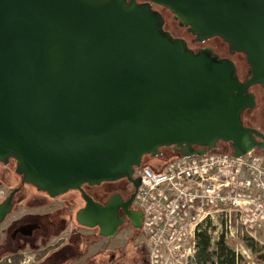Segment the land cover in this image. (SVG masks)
I'll return each mask as SVG.
<instances>
[{
    "label": "water",
    "instance_id": "1",
    "mask_svg": "<svg viewBox=\"0 0 264 264\" xmlns=\"http://www.w3.org/2000/svg\"><path fill=\"white\" fill-rule=\"evenodd\" d=\"M140 1L0 0V162L15 160L39 191L122 179L138 190L135 168L163 148L182 159L220 143L236 158L264 153V135L241 120L257 105L247 90L264 85V0ZM180 27L243 53L251 78L241 83L233 61L174 38L190 41ZM86 200L80 220L94 210L117 219L113 202ZM11 207L0 206V223Z\"/></svg>",
    "mask_w": 264,
    "mask_h": 264
},
{
    "label": "flooded vegetation",
    "instance_id": "2",
    "mask_svg": "<svg viewBox=\"0 0 264 264\" xmlns=\"http://www.w3.org/2000/svg\"><path fill=\"white\" fill-rule=\"evenodd\" d=\"M138 3L145 4L140 0ZM151 8L160 12L164 18L163 12L168 11L154 4ZM173 20L175 21L174 16ZM165 21V30L168 31L167 20ZM181 29L186 31L190 41L186 36L170 33L174 38L185 40L195 53L210 50L219 60L233 61L241 83L244 84L251 78V66L243 53L234 52L220 38H212L201 44L197 42V36L189 33L186 28ZM214 40H220V44L203 46ZM255 88L264 92L262 84L247 90L246 94L255 95L257 105L253 110H245L241 120L244 126L256 129L264 135V128L255 124L254 112L260 104ZM257 140L261 141L259 138ZM136 195L135 184L128 179H122L99 186L84 185L81 190L52 197L25 182L24 177L17 173L15 160H9L8 164L0 162V206L9 200L12 205L10 212L0 223V264H119L116 239L122 231H128L125 234L127 246L130 237L138 232L140 248L146 250L148 257L141 230L143 213L135 206ZM86 196L102 208H107L113 202L114 208L111 210L116 213L117 219L112 222L104 221L94 210L93 214L84 215L80 220L79 213L87 207ZM97 223H103L104 227ZM139 224L140 229L137 228ZM114 228L116 233L112 235ZM148 262L147 258L146 263Z\"/></svg>",
    "mask_w": 264,
    "mask_h": 264
},
{
    "label": "built area",
    "instance_id": "3",
    "mask_svg": "<svg viewBox=\"0 0 264 264\" xmlns=\"http://www.w3.org/2000/svg\"><path fill=\"white\" fill-rule=\"evenodd\" d=\"M135 177L141 181L135 206L143 213L148 264L181 256L183 244L221 216L225 226L219 228L221 238L230 229L233 236L261 240L264 245L263 154L178 157L160 172L135 168Z\"/></svg>",
    "mask_w": 264,
    "mask_h": 264
},
{
    "label": "rangeland",
    "instance_id": "4",
    "mask_svg": "<svg viewBox=\"0 0 264 264\" xmlns=\"http://www.w3.org/2000/svg\"><path fill=\"white\" fill-rule=\"evenodd\" d=\"M254 91L260 98V104L254 112L256 116L255 124L258 127L264 128V92H262L259 88H255ZM161 152L162 154L156 158L151 156L144 157L142 167H149L155 170L157 166H166L168 162L180 157L177 153H174L172 148H165L161 150ZM256 152L263 154L259 151ZM217 153L232 154L233 152L231 147L221 143L218 145ZM221 217H218L217 221H208L206 228L203 229V231L208 233L212 241H215L214 244L212 243V251L216 250L217 243L221 241L222 236H220V226H223L225 229L224 224L221 222ZM233 225L237 227L236 222L233 223ZM126 232L128 231H122L116 239L119 264H147V252L145 249L140 248L141 239L138 240V232H135L132 237H130V243L128 246L126 245ZM224 233H226V230H224ZM233 233L235 234L234 230ZM223 239L226 246L240 255L246 262H248V264H264V259L261 257L264 254L263 241L254 240L249 237H236V234L233 236L230 229L227 230V237L226 234H223ZM196 245L197 238H189L183 244L185 251L181 253V256H169L167 259H164V264H199L196 256Z\"/></svg>",
    "mask_w": 264,
    "mask_h": 264
},
{
    "label": "trees",
    "instance_id": "5",
    "mask_svg": "<svg viewBox=\"0 0 264 264\" xmlns=\"http://www.w3.org/2000/svg\"><path fill=\"white\" fill-rule=\"evenodd\" d=\"M159 166L154 167L155 171L160 172L165 167ZM196 256L199 264H248L240 255L226 246L223 238L217 243L216 250L212 251V239L205 231L197 234Z\"/></svg>",
    "mask_w": 264,
    "mask_h": 264
}]
</instances>
